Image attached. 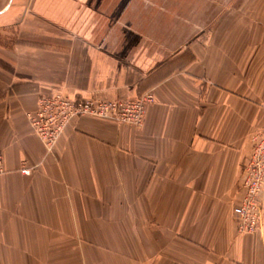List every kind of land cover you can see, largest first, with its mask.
<instances>
[{"label": "crops", "instance_id": "1", "mask_svg": "<svg viewBox=\"0 0 264 264\" xmlns=\"http://www.w3.org/2000/svg\"><path fill=\"white\" fill-rule=\"evenodd\" d=\"M213 2L183 1L184 25L211 23L148 69L135 46L0 43V264H264V216L242 234L234 210L264 131V0ZM13 3L0 31L25 28ZM149 90L143 125L77 115L51 151L28 118L62 91Z\"/></svg>", "mask_w": 264, "mask_h": 264}, {"label": "rangeland", "instance_id": "2", "mask_svg": "<svg viewBox=\"0 0 264 264\" xmlns=\"http://www.w3.org/2000/svg\"><path fill=\"white\" fill-rule=\"evenodd\" d=\"M183 1L14 0L11 12L18 20L23 13L27 14L26 25L25 28L22 23L4 27L0 31V43L59 45L78 43L81 39L128 48L135 46L136 53L142 52L143 61H149L145 65L148 69L156 59L166 60L178 46L196 39L197 35L193 34L211 23L205 22L203 15L210 12L212 16L215 8H220L215 0H190L196 3L192 5L194 14L197 12L199 16L201 12L203 19L192 21L189 26L177 18L183 13Z\"/></svg>", "mask_w": 264, "mask_h": 264}, {"label": "built area", "instance_id": "3", "mask_svg": "<svg viewBox=\"0 0 264 264\" xmlns=\"http://www.w3.org/2000/svg\"><path fill=\"white\" fill-rule=\"evenodd\" d=\"M156 101V93L149 90L136 97L84 98L78 100L65 92L43 96L39 108L28 114L34 132L51 151L69 120L77 115L94 114L111 117L121 122L143 125L147 107ZM254 151L246 165L245 194L234 208L238 231L242 234L261 229L264 206V131L254 136ZM5 171L4 156L0 151V174Z\"/></svg>", "mask_w": 264, "mask_h": 264}]
</instances>
